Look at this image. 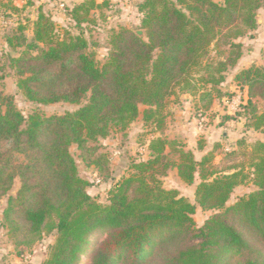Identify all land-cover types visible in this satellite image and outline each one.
Listing matches in <instances>:
<instances>
[{"label": "trees", "instance_id": "trees-1", "mask_svg": "<svg viewBox=\"0 0 264 264\" xmlns=\"http://www.w3.org/2000/svg\"><path fill=\"white\" fill-rule=\"evenodd\" d=\"M104 5L88 0L73 10V18L81 26L92 9ZM263 5L264 0H145L140 5L145 36L114 32L104 63L82 33L57 36L42 12L30 43L23 25L21 35L7 38L11 48L26 47L10 59V68L27 100L79 106L63 115L26 117L12 97L0 94V200L8 198L5 226L11 236L21 237L18 245L31 247L55 233L45 264H80L92 236L103 232L106 238L90 264H264V143L252 147L257 191L229 207L243 171L218 172L210 158L197 162L192 152L177 150L166 138L152 140L147 160L131 161L126 176L112 178L106 204L89 194L92 183L82 178L70 152L77 145L80 158L108 181L105 156L95 157L91 144L129 129L141 106L146 107L144 127L163 134L172 96L198 92L202 102L211 103L243 56L236 41L258 28ZM5 68L0 58V80ZM235 82L247 88L244 108L254 130L264 133V110L255 104L264 102V67L242 70ZM172 154L178 160H169ZM171 169L187 185L198 175L197 205L220 212L199 230L194 229L196 205L162 185L161 177ZM17 180L21 188L14 197L10 192Z\"/></svg>", "mask_w": 264, "mask_h": 264}, {"label": "rangeland", "instance_id": "rangeland-1", "mask_svg": "<svg viewBox=\"0 0 264 264\" xmlns=\"http://www.w3.org/2000/svg\"><path fill=\"white\" fill-rule=\"evenodd\" d=\"M88 0H0V58L6 66L4 78L0 80V94L12 97L17 108L28 117L37 112L44 116L63 115L76 111L79 106L67 103L50 105L35 104L27 100L18 88L19 77L10 68V59L16 58L26 49L23 47H9L7 38L21 35L18 31L23 25V35L28 43L34 38V24L40 12L53 22L57 36L63 37L69 33H81L89 41L90 50L100 63H104L112 52V36L122 29L138 33L141 29L143 13L140 5L145 0H96L97 4L104 5L90 11L89 22L78 26L73 18V10ZM223 4L224 0H215ZM85 16L84 12H80ZM258 28L249 32L236 42L242 44L243 56L236 67L226 73L225 82L219 87L220 93H215L211 100L202 102L200 94L179 93L169 99L164 111L166 127L164 133L154 132L144 127L143 112L146 107L141 106L139 118L126 131H117L99 143L91 144L97 149L95 157L105 156L108 165V181L97 184L99 173L94 166H88L81 158L82 152L77 145L71 147V153L77 161L82 178L88 179L92 186L88 189L92 197L100 203L106 204L109 192L115 182L126 176L131 161L147 160V147L155 138H166L176 142L177 150L192 152L196 161L210 158V165L218 172L232 173L233 169L242 170L245 177L235 188L227 207L232 206L240 198L257 191L254 184L252 162V147L264 143V133L253 128L252 115L248 114L245 106L248 104V90L241 88L235 82V77L242 70L252 66L264 67V5L258 11ZM212 53V57H214ZM198 75H196V78ZM236 101L234 108L232 102ZM259 112L264 110V102L256 99ZM115 152L120 155L115 156ZM169 160H178V154L169 156ZM162 185L167 190L178 192L180 197L196 205L193 216L196 230L202 228L216 211H205L197 205L196 189L201 183L197 180L193 185L185 184L179 177L177 169H171L161 177ZM21 188L20 180L16 181L10 195L16 196ZM8 206V198L0 200V264H45L50 258L51 249L57 239V234H45L41 240L31 247L18 245L21 237L11 236L5 226L4 211ZM197 232V231H196ZM106 234L99 232L90 239L91 247L80 264H90L92 252L105 240ZM197 240L190 243L195 244Z\"/></svg>", "mask_w": 264, "mask_h": 264}, {"label": "built area", "instance_id": "built-area-1", "mask_svg": "<svg viewBox=\"0 0 264 264\" xmlns=\"http://www.w3.org/2000/svg\"><path fill=\"white\" fill-rule=\"evenodd\" d=\"M236 101H233L232 102V107L234 108L236 105H238V104H236ZM118 155H120V152H115V156H118ZM96 183L97 184H100L101 183V180L100 179H98L97 181H96Z\"/></svg>", "mask_w": 264, "mask_h": 264}, {"label": "water", "instance_id": "water-1", "mask_svg": "<svg viewBox=\"0 0 264 264\" xmlns=\"http://www.w3.org/2000/svg\"><path fill=\"white\" fill-rule=\"evenodd\" d=\"M137 35H139L140 37H143V36H144V33H143L142 31H139V32L137 33Z\"/></svg>", "mask_w": 264, "mask_h": 264}]
</instances>
